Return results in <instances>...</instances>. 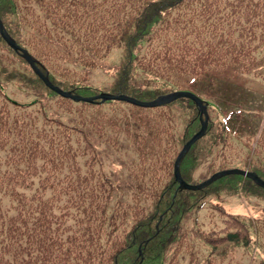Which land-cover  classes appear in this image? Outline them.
<instances>
[{
    "label": "trees",
    "instance_id": "trees-1",
    "mask_svg": "<svg viewBox=\"0 0 264 264\" xmlns=\"http://www.w3.org/2000/svg\"><path fill=\"white\" fill-rule=\"evenodd\" d=\"M0 20L51 83L84 97L100 92L90 73L115 50L112 94L149 101L201 78L264 88V0H0ZM203 100L207 129L182 179L208 162L210 175L246 168L264 181L255 110ZM199 128L186 98L153 108L62 98L0 37V264H264V217L251 234L216 201L237 188L264 200V189L237 175L178 188L174 160ZM101 150L120 166L124 196Z\"/></svg>",
    "mask_w": 264,
    "mask_h": 264
},
{
    "label": "rangeland",
    "instance_id": "rangeland-1",
    "mask_svg": "<svg viewBox=\"0 0 264 264\" xmlns=\"http://www.w3.org/2000/svg\"><path fill=\"white\" fill-rule=\"evenodd\" d=\"M120 58V52L118 50L113 51L109 57H107L102 65V68L98 67L91 71L90 76L91 79L89 80V85L94 86L100 91H106L109 82H110V73L106 72L104 68L108 66L117 65ZM256 82L253 80H247L242 88L240 89H229L228 91L218 89L213 83L209 80H205L204 78L198 79L193 84H187L186 86L182 87V90L189 91L194 93L195 95L203 98V99H211V98H219V99H229L231 101H235V106L243 109H259L260 114L257 118H248L247 124L249 126L254 125L255 123L259 125L260 122L263 124V114H264V101L262 98L264 97V88L258 87L255 85ZM22 95H16L14 98L20 102L28 101L29 99H22ZM48 114L58 117L57 113L54 111H49ZM60 119L66 120V118L60 116ZM100 157L103 160V167L105 171L110 175H112L113 184L117 187L119 184V188H117L119 194L122 193L124 196L128 193V187L119 180L121 175L119 174L120 166L114 161L107 150L100 151ZM126 161V158H123ZM123 167H121L122 169ZM123 171V169H122ZM211 170L208 167V162H205L201 165L193 174L192 182H201L205 178L210 175ZM125 179V174L123 173V181ZM117 184V185H116ZM238 191V190H237ZM236 193L232 196L222 195L221 196V204L222 206L229 212L238 214L241 217H246L248 215H260L264 217V200H259L257 198H244L241 199L239 193ZM208 249L205 247V251Z\"/></svg>",
    "mask_w": 264,
    "mask_h": 264
},
{
    "label": "water",
    "instance_id": "water-1",
    "mask_svg": "<svg viewBox=\"0 0 264 264\" xmlns=\"http://www.w3.org/2000/svg\"><path fill=\"white\" fill-rule=\"evenodd\" d=\"M0 36L2 37V39L5 41V43L11 49H13V50H15L21 54V57L29 64V66L31 67L33 72L42 80V82L45 84V86L47 88H49L50 90H52L53 92L57 93L61 97L69 98V99L76 101V102L82 101V102H87V103H92L93 101H95L97 99H99L101 101L117 100V101H124V102L130 103V104H134V105L140 106V107H155V106L165 105V104H168V103H170V102H172L178 98H188V99L192 100L196 104V106L198 107L199 120L201 122V126H200V129L198 130V132H196L183 145L182 149L180 150L178 156L175 159V162L173 165V167H174L173 174H174V178H175L176 182L178 183L179 189L199 190V189L206 187L207 185H209L213 181H215V180H217V179H219L225 175H229V174H237L240 176L247 177V178L251 179L254 183H256L258 186H260L264 189V182L261 181L255 174L248 173L244 170H238V169H230V170H224V171L216 172L210 178L205 180L204 182H202L200 184H196V185H190V184H188L182 180L180 173H179V164H180L181 160L183 159V157L185 156V154L187 153V151L189 150L190 146L195 141H197L198 139H200L204 135L205 130H206V126H207V118L208 117H207V113H206V108L202 104V102L197 97H195L194 95L187 93V92H173V93H169V94H166L163 96H159L155 100L149 101V102H141V101L136 100L134 98H130L126 95H112V94H108V93H100L97 96L89 97V98H84V97H81L78 95H74L71 92L63 91V90L59 89L58 87H56L50 83L47 75L43 74L39 70V68L36 66V61L27 53L26 50L20 48L15 43V41L6 33L1 21H0Z\"/></svg>",
    "mask_w": 264,
    "mask_h": 264
}]
</instances>
